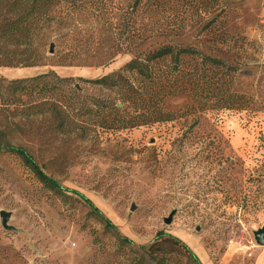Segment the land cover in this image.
Segmentation results:
<instances>
[{"label":"rangeland","instance_id":"1","mask_svg":"<svg viewBox=\"0 0 264 264\" xmlns=\"http://www.w3.org/2000/svg\"><path fill=\"white\" fill-rule=\"evenodd\" d=\"M190 3L182 35L151 40L141 49L165 41L189 44L263 72L264 0ZM213 17L215 23L204 28ZM131 58L120 55L92 68L60 67L52 58L50 65L0 77L52 70L96 79ZM0 94L9 98L0 100V211L11 213L9 225L18 231L3 229L0 218V264H146V253L168 259L165 264H204L192 240L212 264H253L264 252L254 236L264 226V113L251 121L232 115L217 124L200 115L178 117L92 145L31 109L35 95ZM189 104L187 95H179L164 109L178 114ZM5 145L27 151L61 190L42 185ZM156 260L150 264H161Z\"/></svg>","mask_w":264,"mask_h":264},{"label":"trees","instance_id":"2","mask_svg":"<svg viewBox=\"0 0 264 264\" xmlns=\"http://www.w3.org/2000/svg\"><path fill=\"white\" fill-rule=\"evenodd\" d=\"M175 2L0 0V68L37 69L50 65L52 58L60 67H104L120 55H132L124 66L96 79L60 77L52 70L14 80L0 77V92L35 95L38 101L31 109L49 115L54 128L92 145L178 117L200 115L217 124L232 115L251 121L264 113V67L263 72H253L171 41L141 49L151 40L183 34L181 22L189 20L192 5L186 0L176 7ZM179 95L190 99L185 110L165 111V101ZM0 100L6 104L9 98L0 94ZM5 148L42 185L61 190L27 151ZM146 256V264L156 260L151 253Z\"/></svg>","mask_w":264,"mask_h":264},{"label":"water","instance_id":"3","mask_svg":"<svg viewBox=\"0 0 264 264\" xmlns=\"http://www.w3.org/2000/svg\"><path fill=\"white\" fill-rule=\"evenodd\" d=\"M50 55H52V51L49 52ZM135 209L134 206L131 207V210L133 211ZM174 213H171L168 218L164 219V223L166 225L171 224L172 219H173ZM11 213L5 212V211H0V218L2 220L1 225L3 229L7 231H13V232H18L14 227L9 225ZM255 241L259 246L264 247V226L262 227L261 230L257 231L255 234Z\"/></svg>","mask_w":264,"mask_h":264},{"label":"crops","instance_id":"4","mask_svg":"<svg viewBox=\"0 0 264 264\" xmlns=\"http://www.w3.org/2000/svg\"><path fill=\"white\" fill-rule=\"evenodd\" d=\"M28 70H33V69H6V68H0V72L2 73H10V72H24V71H28ZM33 77V76H30ZM23 78H28V77H23ZM184 238H187L185 235H182ZM190 247L192 248L194 254L196 256H199V258L201 260H203L204 264H212L209 262L207 255L205 253V250L198 245L197 243H195L193 240L189 241ZM253 264H264V252L259 253Z\"/></svg>","mask_w":264,"mask_h":264}]
</instances>
